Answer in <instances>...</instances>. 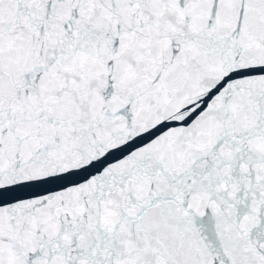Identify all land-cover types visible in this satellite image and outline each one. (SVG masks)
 Returning a JSON list of instances; mask_svg holds the SVG:
<instances>
[{
  "label": "snow or ice",
  "instance_id": "snow-or-ice-1",
  "mask_svg": "<svg viewBox=\"0 0 264 264\" xmlns=\"http://www.w3.org/2000/svg\"><path fill=\"white\" fill-rule=\"evenodd\" d=\"M0 264H264V0H0Z\"/></svg>",
  "mask_w": 264,
  "mask_h": 264
}]
</instances>
